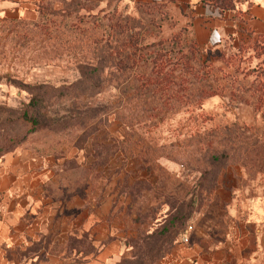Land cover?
<instances>
[{
    "label": "rangeland",
    "instance_id": "obj_1",
    "mask_svg": "<svg viewBox=\"0 0 264 264\" xmlns=\"http://www.w3.org/2000/svg\"><path fill=\"white\" fill-rule=\"evenodd\" d=\"M28 2L0 8V202L57 184L90 215L11 264H175L182 243L264 264V31L192 46L160 2Z\"/></svg>",
    "mask_w": 264,
    "mask_h": 264
},
{
    "label": "crops",
    "instance_id": "obj_2",
    "mask_svg": "<svg viewBox=\"0 0 264 264\" xmlns=\"http://www.w3.org/2000/svg\"><path fill=\"white\" fill-rule=\"evenodd\" d=\"M152 1L160 2L174 14L177 27L185 28L189 37L199 44L222 41L244 27L255 33L264 31V0H233L232 7L223 11L214 0ZM28 4V0H0V8L5 12L13 8L26 11ZM48 185L45 188L38 182L17 184L0 202V264H11L10 253L28 235L53 230L57 239L89 218V205L84 204L81 196L72 194L71 200H63L49 188L55 189L57 184ZM197 256L195 245L182 243L175 264H198Z\"/></svg>",
    "mask_w": 264,
    "mask_h": 264
},
{
    "label": "trees",
    "instance_id": "obj_3",
    "mask_svg": "<svg viewBox=\"0 0 264 264\" xmlns=\"http://www.w3.org/2000/svg\"><path fill=\"white\" fill-rule=\"evenodd\" d=\"M214 4H216V5H218V7H219V9L221 10V11H223L224 9H227V8H231L232 7V5H233V0H214ZM190 42H189V44H191L192 46H197V44H199L196 40H194V39H190L189 40ZM218 43V42H217ZM216 42L215 43H213V44H217ZM186 54V53H185ZM184 54V61L185 60H187V59H189L190 60V58L192 57L191 55V57L188 55L187 56V54L185 55ZM185 63H188L187 61H185ZM209 89H211V86L210 87H208Z\"/></svg>",
    "mask_w": 264,
    "mask_h": 264
}]
</instances>
